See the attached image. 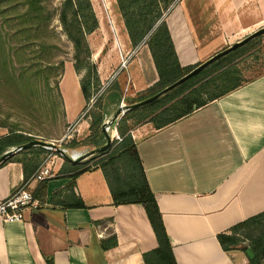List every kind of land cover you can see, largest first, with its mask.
I'll return each mask as SVG.
<instances>
[{
    "label": "crops",
    "instance_id": "crops-1",
    "mask_svg": "<svg viewBox=\"0 0 264 264\" xmlns=\"http://www.w3.org/2000/svg\"><path fill=\"white\" fill-rule=\"evenodd\" d=\"M207 1L218 2L216 11L225 3L228 9L250 3L255 9L247 7L249 14L257 7L264 9V0ZM176 15L167 24L179 61L188 66L193 62L182 43L187 36L176 30ZM138 48L141 69L150 71L143 77L146 89L158 75L148 47ZM77 88L82 93L78 80ZM79 104L77 114L85 107V99ZM113 105L106 107V120ZM88 125L83 119L78 135L89 136ZM7 133L1 132L0 137ZM131 135L177 264H244L245 251H225L217 236L264 211V73L174 123L160 129L144 123L135 126ZM63 148L68 155L81 151ZM83 160L69 162L76 165ZM1 164L3 199L25 182V171L21 162ZM90 167L75 178L72 172L59 171L49 178L45 197L37 198L39 207L25 210L21 221L0 218V264H45L47 259L54 264H145L144 253L159 244L144 206L115 205L104 169ZM38 186L39 182L31 183L33 193ZM78 199L85 207L69 206ZM113 235L117 244L104 249L103 241Z\"/></svg>",
    "mask_w": 264,
    "mask_h": 264
},
{
    "label": "rangeland",
    "instance_id": "rangeland-1",
    "mask_svg": "<svg viewBox=\"0 0 264 264\" xmlns=\"http://www.w3.org/2000/svg\"><path fill=\"white\" fill-rule=\"evenodd\" d=\"M91 1L99 27L86 38L92 52L91 62L96 65L100 77V91L77 114L79 101L84 100L77 88V80L80 83L85 71L81 74L75 71L73 46L56 15L62 0H43L53 17L33 30L29 29L28 18L24 19L21 10L15 9L20 1L0 0V133L18 129L34 139L53 142L62 148L73 146L81 151H69L70 156L77 157L105 144L102 129L101 134L92 138L86 137L85 132L80 135L77 132L83 119L90 121L89 111L95 109L94 102L105 90L117 84L127 105L134 103L139 93H144L143 77L150 71L146 67L141 69L139 48L131 47L116 9V0ZM7 5L9 10L3 17L1 10ZM216 7L218 2L177 0L167 17L169 20L177 12L175 27L187 36L188 42L182 43L187 45L185 51L193 62L191 65L201 63L264 27V9L260 7L252 14L249 10L255 8L250 3L241 9H228L227 3L218 11ZM247 7L251 8L248 10ZM228 64L237 69L239 79L244 82L263 74L264 34L235 50L219 67ZM217 89L214 86L212 91ZM110 94L106 102L112 101L115 105L106 113L108 119L104 117V123L109 122L121 106L120 99L114 93ZM117 122L109 130L113 136L111 146L117 140L114 129ZM129 124L139 125L133 120ZM87 131L90 134L89 125ZM73 141L75 145H71ZM52 151L58 153L50 150L43 158ZM103 152L85 158L83 165L91 166L108 158L110 153Z\"/></svg>",
    "mask_w": 264,
    "mask_h": 264
},
{
    "label": "trees",
    "instance_id": "trees-1",
    "mask_svg": "<svg viewBox=\"0 0 264 264\" xmlns=\"http://www.w3.org/2000/svg\"><path fill=\"white\" fill-rule=\"evenodd\" d=\"M18 1L21 4L16 5L15 9L21 10V16L24 19L28 18L27 23L31 30L42 23L47 24L53 17V13L44 5L43 0ZM176 1L116 0V9L124 23L131 47L135 49L141 45L148 47L158 75V80L146 88L144 93H139L134 103L158 93L198 65L182 66L179 61L167 24V17ZM8 10V5L1 10L3 17ZM57 10L56 15L63 33L74 49V69L79 74L85 71L80 81V88L86 103L89 104L90 100L100 91L101 81L96 65L91 62L92 52L86 37L99 27L98 18L91 0H62ZM233 52L212 63L198 75L157 100L127 111L117 125V132L121 140L114 141L113 145L103 152L110 153L108 158L100 159L94 163L104 169L115 205L139 203L144 206L159 244L156 249L144 253L145 264H177V261L156 197L149 186L136 141L131 135V130L135 125H130L129 121L133 120L139 125L150 122L156 129H160L242 86L246 82L239 79V72L233 65L219 67ZM214 86H217L218 89L212 91ZM109 93H114L120 101L123 99L117 84L105 90L96 99L93 107L97 109H91L88 114L90 118L88 138L101 134L104 110L110 103L106 102ZM0 126L2 125L0 124ZM33 139V136L21 130H10L6 135L0 137V157L8 148L25 144ZM75 144V141L71 143V145ZM47 152L50 150L40 146L31 147L18 152L2 164L8 161L21 162L24 166L26 181L30 178V171H36L40 165L42 160H39V156ZM29 154L33 155L28 157ZM90 168L83 163L74 165L65 160L59 173L72 172L70 176L75 178ZM48 180L39 182V186L34 191L36 198L43 199L45 197ZM71 188H73L72 185ZM69 206L85 207L81 199ZM230 230V233H220L217 236L222 248L225 251H245L249 247L254 253V257L247 256V261L244 264H263L264 211L239 222ZM116 244L117 238L113 235L110 239L103 241V248L108 249ZM45 264L54 263L51 259H47Z\"/></svg>",
    "mask_w": 264,
    "mask_h": 264
},
{
    "label": "water",
    "instance_id": "water-1",
    "mask_svg": "<svg viewBox=\"0 0 264 264\" xmlns=\"http://www.w3.org/2000/svg\"><path fill=\"white\" fill-rule=\"evenodd\" d=\"M263 34H264V27L254 31L253 33L247 35L246 37H244L243 39L233 43L232 45L216 52L215 54H213L212 56H210L206 60L199 63L197 66H195L187 74H185L184 76H182L177 81L170 84L169 86L163 88L158 93H156V94H154V95H152V96H150L144 100L133 103V104H129V105L126 104L124 106L121 105L119 107V109L116 111V113L113 115L112 119L109 122H106V123L103 122V124L101 126L102 132L104 133L105 138H106V143L103 146L98 147V148L86 153L85 155L81 156L79 159H73L70 155H68L65 152V150L62 147H60L59 145H56L53 142H47V141L40 140V139H33V140H31L25 144H22L19 146H13L9 150L5 151L3 153V155L0 157V164L2 162H4L5 160H7L8 158L12 157L13 155L17 154L18 152L25 150V149H28V148H31V147H35V146H40V147H43V148L48 149V150H54V151L58 152L59 154H61L66 160L72 161V162H80L81 160H83L89 156H92L96 153L103 152V151L107 150L113 142V136L110 134L109 128L115 123L116 120L118 121L122 117V115L124 113H126L128 110L146 105L148 103H151V102L157 100L158 98L165 95L166 93L173 90L174 88L178 87L179 85H181L185 81L189 80L190 78L194 77L195 75H198L205 68H207L212 63L219 60L220 58H222L225 55L241 48L245 44L251 42L252 40H254L255 38H257ZM245 253L250 258L254 257V253L252 252V250L249 247H247L245 249Z\"/></svg>",
    "mask_w": 264,
    "mask_h": 264
},
{
    "label": "built area",
    "instance_id": "built-area-1",
    "mask_svg": "<svg viewBox=\"0 0 264 264\" xmlns=\"http://www.w3.org/2000/svg\"><path fill=\"white\" fill-rule=\"evenodd\" d=\"M121 105H126L124 97L121 100ZM118 122L114 129L116 131V139L121 140L120 136L117 134ZM64 150L67 153V150ZM77 157L72 158L76 159ZM63 162L64 157L61 154L54 153L52 151L50 154L46 155L42 159L36 171L28 180L15 189L10 195L0 199V218L5 222L21 221L23 219L25 210L38 208L40 201L34 196V193L31 190V183L41 182L45 179L54 177L55 174L60 170Z\"/></svg>",
    "mask_w": 264,
    "mask_h": 264
},
{
    "label": "bare ground",
    "instance_id": "bare-ground-1",
    "mask_svg": "<svg viewBox=\"0 0 264 264\" xmlns=\"http://www.w3.org/2000/svg\"><path fill=\"white\" fill-rule=\"evenodd\" d=\"M179 54H180V58H181L182 62H185L180 52H179ZM111 119H112V118H111ZM111 119H110V120H111Z\"/></svg>",
    "mask_w": 264,
    "mask_h": 264
}]
</instances>
